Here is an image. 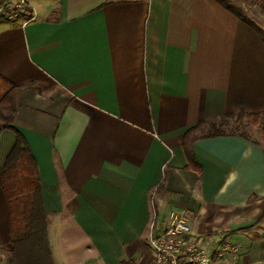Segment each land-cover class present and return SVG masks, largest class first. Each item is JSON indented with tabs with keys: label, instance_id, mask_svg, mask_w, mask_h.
<instances>
[{
	"label": "crops",
	"instance_id": "obj_1",
	"mask_svg": "<svg viewBox=\"0 0 264 264\" xmlns=\"http://www.w3.org/2000/svg\"><path fill=\"white\" fill-rule=\"evenodd\" d=\"M30 5L31 21L0 20V74L29 86L14 127L38 165L54 263L152 264L149 237L175 210L199 244L240 243L241 264H264V145L196 141L201 177L183 147L203 120L264 112L259 34L218 0ZM11 248L0 185V264Z\"/></svg>",
	"mask_w": 264,
	"mask_h": 264
},
{
	"label": "trees",
	"instance_id": "obj_2",
	"mask_svg": "<svg viewBox=\"0 0 264 264\" xmlns=\"http://www.w3.org/2000/svg\"><path fill=\"white\" fill-rule=\"evenodd\" d=\"M218 1L249 24L264 41V29L245 8L232 0ZM28 88L0 74V185L9 204L12 247L7 264H55L49 239V212L43 202L38 165L26 138L14 127L18 98ZM243 118L253 126L262 127L260 142L264 145V112L238 111L211 117L190 128L183 138L187 169L196 171L201 177L202 168L193 148L198 140L242 136L258 142L241 130ZM166 180L165 176L159 192L164 191Z\"/></svg>",
	"mask_w": 264,
	"mask_h": 264
},
{
	"label": "built area",
	"instance_id": "obj_3",
	"mask_svg": "<svg viewBox=\"0 0 264 264\" xmlns=\"http://www.w3.org/2000/svg\"><path fill=\"white\" fill-rule=\"evenodd\" d=\"M32 19L30 0H0V20L29 22ZM149 245L155 255L152 264H241L239 256L244 248L229 240L212 247L199 244L192 236L187 212L175 210L151 233Z\"/></svg>",
	"mask_w": 264,
	"mask_h": 264
},
{
	"label": "rangeland",
	"instance_id": "obj_4",
	"mask_svg": "<svg viewBox=\"0 0 264 264\" xmlns=\"http://www.w3.org/2000/svg\"><path fill=\"white\" fill-rule=\"evenodd\" d=\"M232 2H234L235 4H239L243 8H245L247 13L253 18H255L256 22L264 29V0H232ZM241 123H242V127H241L242 131H244L249 137L255 140L261 141V137H262V127L261 126H253L252 124L249 123L247 118H243L241 120ZM56 232L57 231L55 229V236L57 235ZM69 233L74 234V232L71 230H69ZM75 234L77 233L75 232ZM53 236L54 234H52V238ZM79 241H82V240H79ZM4 260L6 262L7 257H5Z\"/></svg>",
	"mask_w": 264,
	"mask_h": 264
}]
</instances>
